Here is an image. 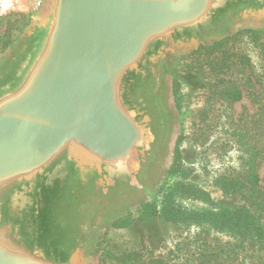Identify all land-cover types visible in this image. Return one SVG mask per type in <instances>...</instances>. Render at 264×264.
Instances as JSON below:
<instances>
[{"label":"water","instance_id":"obj_1","mask_svg":"<svg viewBox=\"0 0 264 264\" xmlns=\"http://www.w3.org/2000/svg\"><path fill=\"white\" fill-rule=\"evenodd\" d=\"M247 26L264 0H44L0 57V264H93L171 149L180 55Z\"/></svg>","mask_w":264,"mask_h":264},{"label":"rangeland","instance_id":"obj_2","mask_svg":"<svg viewBox=\"0 0 264 264\" xmlns=\"http://www.w3.org/2000/svg\"><path fill=\"white\" fill-rule=\"evenodd\" d=\"M43 1L0 0V57L23 35ZM247 28L264 30L247 26L231 35ZM174 79L179 83V106L173 94ZM225 91H239L240 98L233 100L224 94ZM167 96L178 119L171 149L150 193L129 202L124 209L100 222L93 264H106L109 260L123 264L117 257L126 253L133 256V264H143L139 261L150 259L174 262L198 248L195 243L198 234L200 244L203 240L207 242L203 247L211 248L208 244L218 246L216 250L222 251L219 259L223 263L227 255L225 249L232 244L230 242H235L241 244L235 255L236 264H251L252 261L263 264L264 247L249 238L242 241L244 231L234 235L191 218L185 221L166 218L164 201L170 192L169 200L173 204L195 210L247 204L250 198L246 199L248 195L244 189L226 193L218 184L220 175L240 162L238 135L234 132L241 128L262 148L257 172L261 200L264 201V34L256 37L238 33L212 52L198 48L181 54L168 82ZM180 136L182 139L177 144ZM177 146L181 165L179 162V172L169 175ZM181 183L193 184L201 194L197 195L196 190L184 192L176 185ZM143 199L155 200L156 214L135 219L127 226L113 225L116 219L128 213L137 216L135 210ZM252 210L255 211L254 207ZM222 244L226 248H222ZM193 261L197 262L196 259Z\"/></svg>","mask_w":264,"mask_h":264},{"label":"trees","instance_id":"obj_3","mask_svg":"<svg viewBox=\"0 0 264 264\" xmlns=\"http://www.w3.org/2000/svg\"><path fill=\"white\" fill-rule=\"evenodd\" d=\"M254 34L256 37H260V34H264V30H256V29H245L240 30L237 33L228 36L224 39H221L213 44L202 45L200 48H205L207 51L212 52L223 43L227 42L229 39L233 38L237 34ZM199 48V49H200ZM248 56V55H247ZM250 57V56H249ZM249 57H246L247 60H250ZM173 94L176 100V104L179 106V98H178V88L179 83L176 79L173 80ZM224 94H227L228 97H231L233 100L240 98V92H232L225 91ZM230 123H232L230 121ZM246 128H244L245 130ZM238 135V140L236 141L237 147L239 149V164L237 166H229L227 171H224L222 175L218 178V184L226 193H231L238 191L239 189H244L246 194L248 195V199L250 201H246L247 204H242L235 208H222V209H191L184 208L180 205L173 204L171 199L169 200V196L172 193L168 192L165 197V208H166V218L173 220H182L185 221L188 218H191L193 221L198 223H205L206 225H210L214 228H223L227 231H230L234 235L237 233H242L245 239L249 238L258 244V246L264 247V201L261 200V189L259 187L260 176L257 172V168L259 167V157L261 155L262 148L257 146L256 142H254L253 137L248 135L246 131L235 130L234 132ZM182 139L180 136L177 144ZM180 159V149L179 146L176 147L175 152V160L172 166L169 169V175L179 172V165H181ZM180 162V164H179ZM179 164V165H178ZM181 186V190H196L200 195V190L194 187L192 184L181 183L176 184ZM185 192V191H184ZM203 198V197H202ZM254 205V206H253ZM254 207L255 211L252 210ZM158 211V205L153 199H143L139 203L135 212L138 214L137 216H133V213H128L127 215L116 219L113 223L114 226L123 227L131 224L135 221V219H145L151 215L156 214ZM198 240H201L200 234L195 238V243L198 248H195L192 253L188 256L183 254L179 257L178 260L174 262H170V260L163 259H150L147 261H139L143 264H209V262H213V264H236V254L238 253V248L241 247V244L230 242L228 248L224 247L222 244V248H226L225 252L227 253L224 263L219 259L221 256V252L217 251L216 248L218 246H211V248H205V244L207 242L203 240L202 244ZM203 245V246H202ZM180 251L183 253V249L180 248ZM123 264H133L132 262L133 256L130 253H126L121 257H117ZM137 259V258H136ZM171 259V258H170ZM193 259H196L197 262H194ZM138 262V263H139ZM239 264V263H237ZM251 264H257L252 261ZM264 264V263H263Z\"/></svg>","mask_w":264,"mask_h":264}]
</instances>
